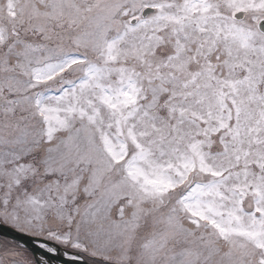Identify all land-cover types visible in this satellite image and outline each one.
I'll list each match as a JSON object with an SVG mask.
<instances>
[{
    "label": "snow or ice",
    "instance_id": "1",
    "mask_svg": "<svg viewBox=\"0 0 264 264\" xmlns=\"http://www.w3.org/2000/svg\"><path fill=\"white\" fill-rule=\"evenodd\" d=\"M0 264H264V0H0Z\"/></svg>",
    "mask_w": 264,
    "mask_h": 264
}]
</instances>
